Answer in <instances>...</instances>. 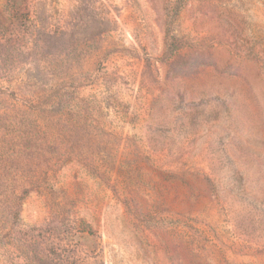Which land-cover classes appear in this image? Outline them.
<instances>
[{
  "label": "rangeland",
  "instance_id": "1",
  "mask_svg": "<svg viewBox=\"0 0 264 264\" xmlns=\"http://www.w3.org/2000/svg\"><path fill=\"white\" fill-rule=\"evenodd\" d=\"M0 264H264V0H0Z\"/></svg>",
  "mask_w": 264,
  "mask_h": 264
}]
</instances>
